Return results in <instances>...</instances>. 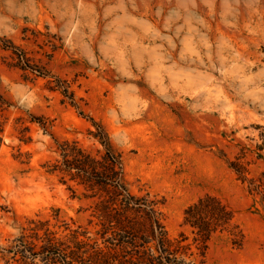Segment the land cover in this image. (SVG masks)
Listing matches in <instances>:
<instances>
[{"label":"rangeland","instance_id":"obj_1","mask_svg":"<svg viewBox=\"0 0 264 264\" xmlns=\"http://www.w3.org/2000/svg\"><path fill=\"white\" fill-rule=\"evenodd\" d=\"M0 93V247L54 210L86 224L47 170L55 141L97 155L93 120L171 240L192 242L183 213L205 194L233 212L242 237L195 264H264V0H0Z\"/></svg>","mask_w":264,"mask_h":264},{"label":"trees","instance_id":"obj_2","mask_svg":"<svg viewBox=\"0 0 264 264\" xmlns=\"http://www.w3.org/2000/svg\"><path fill=\"white\" fill-rule=\"evenodd\" d=\"M9 106L0 93V151ZM90 122L95 131L89 135L101 147L97 155L78 142L55 141L58 158L47 170L67 186L71 198L86 203V224L61 220L59 210L49 219L29 220L15 239L0 247L3 264H195L196 258H204L213 236L227 232L242 237L233 212L219 198L205 194L183 213L181 226L191 229L192 242L183 234L171 240L162 223L161 201L127 188L119 154L103 127ZM230 168L242 176L237 164ZM68 181L82 189H72ZM230 241L237 244L234 238Z\"/></svg>","mask_w":264,"mask_h":264}]
</instances>
